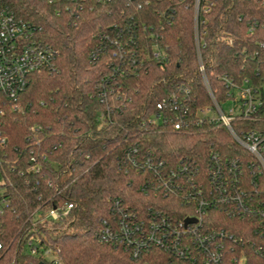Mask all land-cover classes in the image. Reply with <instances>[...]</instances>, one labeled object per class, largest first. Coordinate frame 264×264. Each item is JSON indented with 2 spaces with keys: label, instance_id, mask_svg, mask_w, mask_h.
Returning <instances> with one entry per match:
<instances>
[{
  "label": "trees",
  "instance_id": "obj_1",
  "mask_svg": "<svg viewBox=\"0 0 264 264\" xmlns=\"http://www.w3.org/2000/svg\"><path fill=\"white\" fill-rule=\"evenodd\" d=\"M5 1L41 28L58 59L30 76L19 109L0 95V264H184L156 245L134 256L97 233L117 202L140 215L158 210L179 219L191 212L179 198L156 194L142 172L123 167L129 146L190 160L210 145L239 152L224 127L161 131L147 121L181 86L193 113L212 105L201 65L217 101L227 98V75L249 78L264 103V0ZM157 48L164 60L155 57ZM105 76L111 119L101 117L107 106L97 95ZM54 208L58 219L49 215ZM208 216L226 224L220 210ZM250 249L252 264H264Z\"/></svg>",
  "mask_w": 264,
  "mask_h": 264
},
{
  "label": "built area",
  "instance_id": "obj_2",
  "mask_svg": "<svg viewBox=\"0 0 264 264\" xmlns=\"http://www.w3.org/2000/svg\"><path fill=\"white\" fill-rule=\"evenodd\" d=\"M70 1L78 5L82 2ZM198 17L197 9L196 26ZM154 55L165 59L161 49L157 48ZM57 59L58 51L41 38V28L17 17L9 4L0 0V95L13 109H19V98L30 76L55 67ZM200 69L212 105L193 113L188 90L181 86L178 93H170L157 104L147 122L155 129L176 132H188L202 124L224 127L239 152L232 155L210 145L206 154L200 153L190 160L188 155L163 156L152 148L129 146L123 167L142 172L147 177L146 185L152 186L156 194L179 198L191 212L179 219L158 210L140 215L117 202L112 209V220L103 221L97 236L101 242L125 247L134 256L145 247L156 245L184 264H252L250 247L258 257L264 258V103L259 88L249 78L237 80L227 75L221 77L227 98L217 101L203 65ZM109 79L110 76L101 79L97 95L107 106L101 117L111 119ZM227 103H230L228 111L223 108ZM43 158L46 160L47 156L44 154ZM72 206L66 204L63 215ZM211 210L221 211L226 226L216 225L219 222L208 216ZM49 215L58 219L60 211L51 209ZM234 220L242 224L241 234H237L235 227V231L231 229L236 224ZM30 251L39 253L33 244ZM45 254L51 256L52 251L45 250ZM54 262L59 264L58 260Z\"/></svg>",
  "mask_w": 264,
  "mask_h": 264
},
{
  "label": "rangeland",
  "instance_id": "obj_3",
  "mask_svg": "<svg viewBox=\"0 0 264 264\" xmlns=\"http://www.w3.org/2000/svg\"><path fill=\"white\" fill-rule=\"evenodd\" d=\"M230 107V103L223 104V108L228 111V108Z\"/></svg>",
  "mask_w": 264,
  "mask_h": 264
},
{
  "label": "water",
  "instance_id": "obj_4",
  "mask_svg": "<svg viewBox=\"0 0 264 264\" xmlns=\"http://www.w3.org/2000/svg\"><path fill=\"white\" fill-rule=\"evenodd\" d=\"M187 221H191V219L187 220Z\"/></svg>",
  "mask_w": 264,
  "mask_h": 264
}]
</instances>
